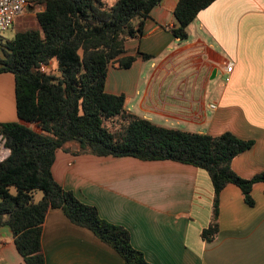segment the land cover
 Listing matches in <instances>:
<instances>
[{"label":"crops","instance_id":"1","mask_svg":"<svg viewBox=\"0 0 264 264\" xmlns=\"http://www.w3.org/2000/svg\"><path fill=\"white\" fill-rule=\"evenodd\" d=\"M34 1L20 18L36 20L43 8ZM179 1L163 0L143 36L128 40L121 58L137 59L128 69L112 63L106 91L123 95L128 111L157 125L213 137L231 133L253 142L233 160V170L245 179L264 174V0H216L190 25L186 41L172 33ZM18 121L15 77L0 74V123ZM69 147L56 153L57 183L97 207L106 221L129 230L134 248L150 263L264 264V183L254 186L252 207L237 186L224 189L219 234L208 243L202 233L213 219L215 191L206 171ZM42 247L46 264H125L61 209L48 212ZM0 264H26L11 230L3 227Z\"/></svg>","mask_w":264,"mask_h":264},{"label":"trees","instance_id":"2","mask_svg":"<svg viewBox=\"0 0 264 264\" xmlns=\"http://www.w3.org/2000/svg\"><path fill=\"white\" fill-rule=\"evenodd\" d=\"M162 1L37 0L31 3L43 8L36 15L39 29L19 32L3 46L0 74L15 77L19 121L0 123L11 151L0 162V227L11 230L26 264H46L42 234L51 209L93 232L125 264H152L134 248L129 230L106 221L97 207L57 183L56 153L71 151L69 146L98 157L173 161L206 171L215 191L213 219L202 233L208 243L219 234L220 196L227 186H237L247 205H255L253 188L264 183V174L245 179L232 167L253 142L231 133L213 137L157 125L128 111L123 95L106 91L112 63L120 61L125 69L135 63L137 57L121 58L127 42L143 36ZM215 1L180 0L173 35L186 41L190 25Z\"/></svg>","mask_w":264,"mask_h":264},{"label":"built area","instance_id":"3","mask_svg":"<svg viewBox=\"0 0 264 264\" xmlns=\"http://www.w3.org/2000/svg\"><path fill=\"white\" fill-rule=\"evenodd\" d=\"M28 7L29 0H0V33L12 28ZM41 69L45 72L47 67L42 66ZM232 70V65L227 67V72L231 73Z\"/></svg>","mask_w":264,"mask_h":264},{"label":"rangeland","instance_id":"4","mask_svg":"<svg viewBox=\"0 0 264 264\" xmlns=\"http://www.w3.org/2000/svg\"><path fill=\"white\" fill-rule=\"evenodd\" d=\"M107 3L112 5L115 2L107 1ZM28 14L29 12L27 11L26 15ZM27 29H36V30L39 29V24L31 16H27L24 18L22 17L18 19V22L16 23V25L8 29L7 31L0 33V57L2 56L3 46L6 45L9 41L13 40L17 33L25 31ZM52 65H53V62L49 66L50 69L54 71L55 73H57V69H53ZM6 156H7V148L5 147V141H3L2 136H0V161L3 160Z\"/></svg>","mask_w":264,"mask_h":264},{"label":"water","instance_id":"5","mask_svg":"<svg viewBox=\"0 0 264 264\" xmlns=\"http://www.w3.org/2000/svg\"><path fill=\"white\" fill-rule=\"evenodd\" d=\"M10 154H11V151H10V149L7 148V156L3 160H1L0 162L4 161L6 158H8L10 156Z\"/></svg>","mask_w":264,"mask_h":264}]
</instances>
